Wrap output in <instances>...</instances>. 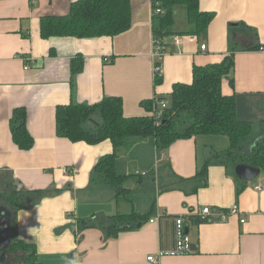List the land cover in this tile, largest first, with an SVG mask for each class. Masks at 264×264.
I'll return each instance as SVG.
<instances>
[{"label":"crops","instance_id":"crops-1","mask_svg":"<svg viewBox=\"0 0 264 264\" xmlns=\"http://www.w3.org/2000/svg\"><path fill=\"white\" fill-rule=\"evenodd\" d=\"M75 1L0 0V194H25L24 206L11 208L17 238L35 244L37 264H151L148 255L174 246V216L183 214L191 216L187 228L195 251L165 255L160 264H264V172L249 181L236 177L219 156L230 145L226 135H194L166 149L153 138L136 141L117 158V172L132 176L124 184L127 194L117 197V188L95 170L113 152L112 142H73L56 131L59 104L118 96L126 116L149 115L145 101H168L176 83H192L195 66L233 52L223 92L235 95L238 118L252 122L256 133L264 127V51L252 47L264 43V0H200L203 10L214 13L208 30L188 35L181 46L165 38L158 83L152 0H131L132 25L119 35L44 38L41 18L67 14ZM177 10L185 14L176 7L175 18ZM78 58L83 68L74 73ZM17 107L27 110L30 150L12 139ZM205 162L207 173L201 174ZM207 206L212 214L199 220ZM132 210L152 215L114 237L101 225L85 226ZM9 232L14 235L13 227Z\"/></svg>","mask_w":264,"mask_h":264},{"label":"trees","instance_id":"trees-1","mask_svg":"<svg viewBox=\"0 0 264 264\" xmlns=\"http://www.w3.org/2000/svg\"><path fill=\"white\" fill-rule=\"evenodd\" d=\"M157 2L160 3L163 13L154 16L153 31L156 35L198 36L208 30L214 18L213 12L201 8L200 0H152L153 6ZM180 5L185 7L186 18V26L181 29L174 27L176 24L174 11ZM131 25V0H77L71 4L67 14L45 15L40 20L41 34L44 38L113 37L129 30ZM252 49L260 50V44L253 46ZM233 67V52L225 56L221 62L195 66L192 83H176L173 86L160 123L150 114L126 116L123 100L118 96H105L94 104L78 102L59 104L56 108L57 134L73 142L98 144L107 139L112 142L113 152L103 156L95 165V170L106 182L117 188V197L127 194L128 190L124 184L132 177L117 172L116 161L119 153L130 148L136 141L147 138L155 139L158 147L166 149L178 139L204 133L224 134L229 138L230 145L219 156H224V161L232 166L233 171L237 164L244 163L260 168L261 172H264V139L256 143L247 141L253 132V124L238 118L235 95L223 92V78ZM82 68L81 58L73 61L74 73L81 71ZM156 77V82H160V77ZM154 102L155 99L144 102L149 113L154 107ZM27 115L25 107H17L10 118L12 139L22 150H30L34 146V137L27 127ZM94 115H99L100 121H92ZM88 121L93 122L91 127L87 126ZM208 163L202 165L201 174L207 173ZM5 195L12 198L9 202L10 208L17 210L24 206V193L11 191ZM15 215L16 212L12 221L13 241L8 250L20 254V260L24 262L30 259L35 261L37 259L35 244L15 235ZM151 215L152 210L145 213L132 210L103 217L100 221L85 226L101 225L109 236L114 237L121 231L142 225ZM17 246L20 249H16Z\"/></svg>","mask_w":264,"mask_h":264},{"label":"built area","instance_id":"built-area-1","mask_svg":"<svg viewBox=\"0 0 264 264\" xmlns=\"http://www.w3.org/2000/svg\"><path fill=\"white\" fill-rule=\"evenodd\" d=\"M163 9L160 6V3L157 2L156 5L153 6V14L154 16L158 14H162ZM188 35L182 34H173L170 36H161L154 34L153 38V46L151 51V56L154 64V72L156 76H159L162 73V61L167 51L165 50V38L170 37L175 45L181 46L184 43L185 38ZM202 51L207 50V44L202 43L200 46ZM260 50L264 51V43L260 44ZM28 64L25 68H28ZM153 109L150 112V115L153 116L156 122L160 123V120L163 116V110L168 106V102L166 100L155 99ZM257 190H262L263 186L261 184L255 185ZM238 206L234 205L232 211H237ZM212 214V209L210 207L203 208L200 212H198L199 220H207L208 216ZM221 219L226 220V213H220ZM157 217L151 218V221L154 222ZM191 216L189 215H176L174 216V246L170 250H159L157 254H150L147 256V260L151 264H160L161 258L165 255H185L191 254L195 251L193 246L192 239L188 233L187 222ZM245 221V219H242Z\"/></svg>","mask_w":264,"mask_h":264},{"label":"water","instance_id":"water-1","mask_svg":"<svg viewBox=\"0 0 264 264\" xmlns=\"http://www.w3.org/2000/svg\"><path fill=\"white\" fill-rule=\"evenodd\" d=\"M234 171H235V174L238 178H240L242 180H247V181L254 179L255 177H257L261 173L260 168H257V167L251 166V165H247L244 163L237 164ZM12 221H13V215H12L11 208L9 207V210L0 209V228L2 227L3 224H5V227L3 228L4 232L5 231L9 232L11 230ZM11 241H12V239L9 236L8 245H10Z\"/></svg>","mask_w":264,"mask_h":264},{"label":"rangeland","instance_id":"rangeland-1","mask_svg":"<svg viewBox=\"0 0 264 264\" xmlns=\"http://www.w3.org/2000/svg\"><path fill=\"white\" fill-rule=\"evenodd\" d=\"M177 8L180 9V10H185V7L183 5H180ZM176 14H177V16H176L177 19H176V24H175L174 27L178 28V27H180V25L184 21L183 17H184L185 14L181 15L178 10L176 11ZM94 116L95 117H93L92 121H94V120H96V119H98L100 117L99 115H94ZM92 121H88V122L90 123ZM96 121H98V120H96ZM253 132L250 135V137H248L247 141H249L251 143H256L258 140L264 139V136H262V134L264 135V127H261V129H259V131H255L256 133H253ZM5 194H7V193H4L3 196H2V194L0 195V209L9 210V207H10L9 206V202L12 200V198L9 197V196H6ZM9 235H10V237L12 239V234H9ZM9 235H8V238H9ZM0 241H1V239H0ZM12 241H13V239H12ZM17 248L20 249V247H18V246L16 247V249ZM10 254H13V252H11ZM9 261H11V259H9L7 261L8 264L11 263ZM25 263H27V264H37L36 260L34 261L33 259L27 260Z\"/></svg>","mask_w":264,"mask_h":264},{"label":"flooded vegetation","instance_id":"flooded-vegetation-1","mask_svg":"<svg viewBox=\"0 0 264 264\" xmlns=\"http://www.w3.org/2000/svg\"><path fill=\"white\" fill-rule=\"evenodd\" d=\"M5 224L2 225V227L0 228V264H8L7 261L9 259H11L12 264H27L25 263L23 260H20V254H10L11 252L8 250V235L9 232L5 231L4 232V228ZM10 236V235H9ZM9 263V264H11Z\"/></svg>","mask_w":264,"mask_h":264}]
</instances>
